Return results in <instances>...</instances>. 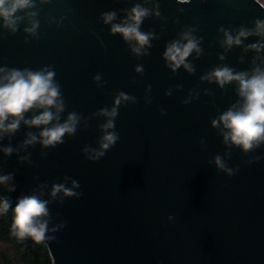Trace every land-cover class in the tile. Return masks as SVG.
Masks as SVG:
<instances>
[{"label": "water", "instance_id": "water-1", "mask_svg": "<svg viewBox=\"0 0 264 264\" xmlns=\"http://www.w3.org/2000/svg\"><path fill=\"white\" fill-rule=\"evenodd\" d=\"M31 2L14 14L16 31L0 17V82L11 70L53 72L63 111L47 126L22 120L15 133H0V175L11 174L8 187H15L0 185V196L11 201V213L23 196L48 201L46 236L55 239L45 243L53 264H264V142L248 152L225 142L229 130L213 121L242 105L239 84L221 88L209 79L224 67L249 76L264 71V36L254 34L264 6L258 0ZM136 5L149 13L139 28L149 35L143 47L111 30ZM111 12L116 18L105 23L103 14ZM241 30L253 34L229 47L225 33L235 39ZM189 39L197 48L174 70L165 53ZM121 93L128 99L117 106ZM113 108L115 117L102 114ZM42 111L31 109L24 119ZM49 111L56 115L55 107ZM71 113L76 131L45 147L40 133ZM109 119L114 127L105 129ZM111 132L118 140L104 150ZM30 133L36 141L25 145ZM58 185L76 195L53 197Z\"/></svg>", "mask_w": 264, "mask_h": 264}, {"label": "clouds", "instance_id": "clouds-1", "mask_svg": "<svg viewBox=\"0 0 264 264\" xmlns=\"http://www.w3.org/2000/svg\"><path fill=\"white\" fill-rule=\"evenodd\" d=\"M187 2V0H182ZM264 6V0H258ZM31 0H0V17L3 18L5 27L16 31V23L20 17L13 19L17 11L32 7ZM148 10L136 5L132 8L126 20L122 25L113 24L112 32L120 33L125 40H135L140 47L148 43L149 35L140 32L139 28L143 18L148 15ZM31 15H35L32 13ZM105 23H111L115 18L114 12L104 13ZM128 21H131L129 23ZM36 24L32 29L26 31H34ZM253 33L241 30L239 36L235 39L231 35L225 33L226 44L230 47L232 44H240V37L247 36ZM256 35L264 36V22L257 21ZM187 39V37H185ZM251 47L259 51V46L252 45ZM197 45L194 40L189 39L186 45L181 46L179 43H173L165 53V58L172 62V66L178 68L184 63L185 59L190 55ZM133 51L139 52V48H134ZM187 67V65H185ZM139 70V69H138ZM0 71H4L0 69ZM54 73L50 71L21 72L19 70H11L0 82V133L11 134L15 133L23 120L25 124L31 126H47L54 119H59V113L63 111V101L58 100L60 96L59 87L53 82ZM215 78L216 82L224 87L225 84L236 81L239 84L238 94L242 98V105L229 109L220 116L218 121H213V126L218 127L220 123L229 131L225 134L224 139L227 143L229 140L232 144L241 146L245 152L258 147L261 142H264V71L256 68L251 76L248 73L233 74V71L227 67L218 68L213 71L209 79ZM99 79V77H97ZM128 99L121 93L117 98L116 105L120 104V100ZM56 108L54 116L50 108ZM43 109L42 113L35 116L31 120H25L24 114L31 109ZM103 115L115 117L116 108L111 112L104 110ZM11 118L10 123H6ZM78 117L75 113H71L68 119L63 124H56L51 128L45 127L40 133L41 142L45 147L55 146L62 143V137L67 134H73L76 131ZM105 129L113 128L114 124L111 119L103 126ZM30 138L24 141L25 145L34 143L36 137L29 134ZM2 139V136H0ZM118 140V135L115 132L106 133L103 137L101 148L107 150L114 145ZM5 155L11 156L13 149L7 147L3 149ZM104 155L101 151L96 154ZM216 164L220 168H224V164L220 157H216ZM13 180V176L0 175V185H5L9 192L15 191V187H8ZM74 186H78L73 182ZM60 191H64L67 196H74L76 193L69 189L63 188L62 185L54 186L52 196L55 197ZM48 201L41 200L37 195L23 196L18 199L14 209L12 210V222L10 234L15 237L18 242H24L31 238L36 245L43 244L45 249L48 248L47 240L55 239L54 237L46 236L49 231L48 220L45 217L49 216ZM11 207V201L6 197H0V216L8 213ZM56 229H52L55 231Z\"/></svg>", "mask_w": 264, "mask_h": 264}, {"label": "trees", "instance_id": "trees-1", "mask_svg": "<svg viewBox=\"0 0 264 264\" xmlns=\"http://www.w3.org/2000/svg\"><path fill=\"white\" fill-rule=\"evenodd\" d=\"M1 197V196H0ZM12 213L0 216V264H53L49 249L31 238L18 242L11 236Z\"/></svg>", "mask_w": 264, "mask_h": 264}]
</instances>
